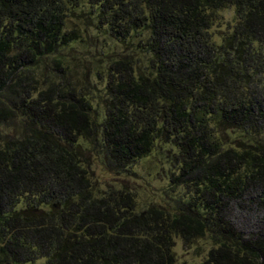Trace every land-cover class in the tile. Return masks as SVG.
I'll return each instance as SVG.
<instances>
[{"label":"trees","instance_id":"obj_1","mask_svg":"<svg viewBox=\"0 0 264 264\" xmlns=\"http://www.w3.org/2000/svg\"><path fill=\"white\" fill-rule=\"evenodd\" d=\"M158 152L171 203L96 190L94 161ZM203 238L199 264H264V0H0V264H179Z\"/></svg>","mask_w":264,"mask_h":264},{"label":"rangeland","instance_id":"obj_2","mask_svg":"<svg viewBox=\"0 0 264 264\" xmlns=\"http://www.w3.org/2000/svg\"><path fill=\"white\" fill-rule=\"evenodd\" d=\"M219 17L220 19L212 31L220 39L228 25L234 23L235 12L230 9L225 10L220 13ZM90 33H95L94 29L90 30ZM168 157L167 152L154 153L134 164L130 172L124 174L113 172L98 159V161H94L96 163L93 162V181L96 190L99 192H107L115 188L131 190L137 195L140 210H145L153 205L171 203V199L178 198L183 190L182 188L173 189L171 185L172 163ZM250 226L251 224L248 225V227ZM211 248L212 243L208 239H198L190 246H186L182 240L178 239L175 252L179 264H199L207 257Z\"/></svg>","mask_w":264,"mask_h":264}]
</instances>
